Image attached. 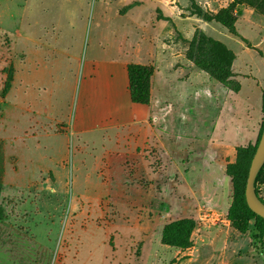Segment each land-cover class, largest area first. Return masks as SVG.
Here are the masks:
<instances>
[{"label": "rangeland", "instance_id": "374dc122", "mask_svg": "<svg viewBox=\"0 0 264 264\" xmlns=\"http://www.w3.org/2000/svg\"><path fill=\"white\" fill-rule=\"evenodd\" d=\"M233 1L226 0L221 9ZM168 3L180 5L183 19L166 7L164 0H146L132 12L127 11L129 0H34L33 4L32 0H0V102L11 90L16 74L14 34L19 29L28 30L29 15L40 20L37 30L54 33L64 32L62 26L55 29V23L62 22L68 12L79 10L75 14L82 25L78 24V30L69 26L66 31L77 32L75 48L87 67L91 54L103 58V51L117 50L126 32H137V27L138 31L143 27L153 31L156 4L170 13L177 25L160 21L164 14L157 10V46L161 47L162 40L186 54L188 44L179 35L189 36L193 24H200L184 17L191 11L189 0ZM241 18L240 22L247 24L239 27L244 35H252L249 28L254 25L264 26V16L251 8L244 7ZM259 50L264 52V46ZM251 54L255 56L252 68H256L253 75L257 80L241 79L242 93L256 102L259 91H264V59L256 52ZM242 69L241 75L249 74ZM78 72L77 76L81 75ZM199 72V80L189 86L194 95L185 105L194 124H179L175 128L178 138L174 134H163V138L167 143L177 139L185 148L190 145L207 152V131L214 130L222 118L226 98L219 89H226ZM62 90L64 100L56 114L62 123L22 109L7 108L3 113L0 107V139L6 138L0 140L4 146L0 147V158L5 154L17 157V161L10 159L16 169L9 160H0V264H264V237L258 236L254 221L231 219L230 207L237 200L232 177L242 159L236 156V146L230 151H214L208 174L202 166H188L186 161L173 172L174 179L160 178L159 158L147 154V159L139 160L117 148L118 140L126 142L128 138L116 130L73 132L68 122L75 119L77 86ZM23 91L24 86H20L18 92ZM35 92L38 97L44 90L37 88ZM35 121L37 135L33 137L29 125ZM40 121L47 124L46 129L39 128ZM134 138L139 141L140 135ZM157 138L148 135L149 145ZM243 139L241 144L246 146L253 143L255 135ZM190 152L184 154L186 158ZM202 156L201 152L196 160ZM39 163L46 167L40 168ZM256 186L264 198V183ZM186 217L196 222L192 245L187 249L163 245V227Z\"/></svg>", "mask_w": 264, "mask_h": 264}, {"label": "crops", "instance_id": "0c3cea01", "mask_svg": "<svg viewBox=\"0 0 264 264\" xmlns=\"http://www.w3.org/2000/svg\"><path fill=\"white\" fill-rule=\"evenodd\" d=\"M135 1L139 3H134ZM145 1L129 0L131 6L127 11L132 12L133 8H138ZM224 2L226 0H205L204 5H201V1H198L202 7L204 6L205 10L212 12H218L226 6ZM33 3L34 0H32ZM164 3L166 7L174 9L176 15L183 17L182 10L179 8L180 5L172 6L168 3V0H164ZM184 7L187 9L189 5ZM244 7L248 6H239L235 11L237 17L235 28L238 35L216 21H206L197 15H193L189 10L186 11L184 17L189 21L193 18L194 22L199 23L200 26L193 24V32L191 31L189 36L183 32L180 34L184 39L191 40L198 29L224 43L234 54L232 71L234 73L233 78L238 84L237 90L229 89L213 79L206 71L196 67L194 62L186 57V54L164 41H160L161 47L157 46L160 37L158 32L159 18L156 13L159 8L161 9L157 4L154 6L153 11V31L145 27L138 31L137 27V32L132 30L126 32L124 41L117 47V50H111L110 53L107 52L106 54L103 51V58L93 57L91 54V60L87 67H83V62L80 60L79 53L75 48L77 32L74 30L66 31L69 26L78 30V24L82 25V20L79 21V14H75V12L80 13L79 10L68 12V16L64 17L62 22L53 25L55 29L62 26L64 32L55 30L54 33H50L49 31L37 30L36 24L40 20L33 15H29L28 30L23 32L19 29L14 34L16 47L13 50V62L15 63L16 74L11 90L7 97L0 102L1 112L7 108L22 109L34 114V116H43L62 123L64 121L58 120V117H56L58 107L62 106L61 102L64 100L62 88L72 85L77 86L75 119L71 123L68 122L73 132L87 133L88 131L116 130L117 134L125 135L128 138L126 142L118 140L116 142L117 148L129 152L130 155L137 156L139 160L147 159V154L151 158H159L160 178L169 177V179H174L175 174L173 172L177 171L180 165L185 164L186 161L189 162L188 166H202V171L208 174L209 171L206 169L211 166L210 160L214 151L218 152L219 149L230 151L232 145L236 146L235 148L245 146L241 144V140H244L245 135H255L253 140V143H255L263 120L262 98L264 91H259V94H257L258 100L254 102L250 96L243 95L241 79L247 77L253 81L257 80L253 75L256 74V68H252V66H255L253 63L255 56L251 53L256 52L264 59V52L259 50L264 46V26L261 24L258 27L254 25L255 28L250 27L249 30L252 31L253 37L252 35H244L239 28L241 24H246V21L240 22ZM161 10L164 16L172 19L173 23L163 19H160V21L177 26L172 15L163 9ZM137 12L136 15H138ZM52 19H55V17ZM45 28L47 27L45 26ZM19 42L23 46L20 47ZM78 63V68H75ZM132 63L152 64L155 67L152 79V99L148 105L134 103L131 100L128 89V65ZM243 67L249 73L246 76L240 73ZM199 70L205 72L211 79L219 82L226 89V91L219 89L220 94L226 97L221 107L222 118L217 120L214 130L207 131L210 139L205 149H207L208 154L206 150L201 151L199 149L197 151L195 148H191L190 145L185 148L177 139L167 143L163 138V134L178 136L175 128L179 124H182V127L194 124L190 120L185 105L189 97L194 95V92H190L189 86L193 87L195 82L199 80H197L198 76L201 75ZM78 71L81 72V75ZM77 72L79 76H77ZM20 86H24L23 92H18ZM37 88H43L44 90L38 97L35 92ZM199 93V91H196V94ZM80 98H82V101H80ZM72 99L74 102L73 97ZM51 112L53 115H51ZM184 117H186L188 123H186ZM66 118L69 120V117ZM39 123L41 124L40 129L47 128L46 123L41 121ZM36 124L35 121L29 125V130H33L31 134L33 137L37 135ZM47 134L50 133L47 132ZM134 135H140L139 141L134 138ZM148 135L152 138L159 136L154 143L155 146L151 144V140V145H149ZM5 139L1 137L0 140L5 141ZM132 139H134V143ZM0 147L4 148V146ZM190 149L191 152L186 158L184 154L188 153ZM110 152L109 149L108 153ZM201 152L203 154L200 159L202 163L196 160ZM1 159L6 163L10 159L17 161L16 156L7 154L3 155ZM10 163L16 169V164L11 161ZM39 164L40 168L46 167V164Z\"/></svg>", "mask_w": 264, "mask_h": 264}, {"label": "trees", "instance_id": "16d2710c", "mask_svg": "<svg viewBox=\"0 0 264 264\" xmlns=\"http://www.w3.org/2000/svg\"><path fill=\"white\" fill-rule=\"evenodd\" d=\"M189 1L193 15H197L206 21H216L236 35L238 33L235 28L237 19L235 11L239 6L251 7L258 14L264 15V0H234L228 8L220 9L218 12L205 10L196 0ZM161 19L172 22V19L166 16H162ZM179 37L188 44L186 57L193 61L196 67L206 71L213 79L219 81L225 87L233 90L238 89V84L233 78L234 73L232 71L234 54L224 43L198 29L191 40L184 39L182 35H179ZM192 49L196 52H192ZM154 73L155 67L152 64L132 63L128 65V89L132 102L146 105L151 103ZM262 112L263 120L256 142L236 148V156H242V159L237 175L232 177L237 200L230 207L232 221L241 219L246 222L254 221V227L258 231L259 237H264V219L249 208L246 202L245 190L251 162L264 129V94ZM260 183H264V165L256 179V185ZM255 188L258 196L264 202L258 187L256 186ZM195 227L196 222L190 217L171 221L163 227L161 242L163 245L174 248L187 249L192 245V234Z\"/></svg>", "mask_w": 264, "mask_h": 264}, {"label": "water", "instance_id": "95a60500", "mask_svg": "<svg viewBox=\"0 0 264 264\" xmlns=\"http://www.w3.org/2000/svg\"><path fill=\"white\" fill-rule=\"evenodd\" d=\"M264 165V129L253 156L246 184L245 196L249 208L264 219V202L256 192L255 184L257 176Z\"/></svg>", "mask_w": 264, "mask_h": 264}]
</instances>
